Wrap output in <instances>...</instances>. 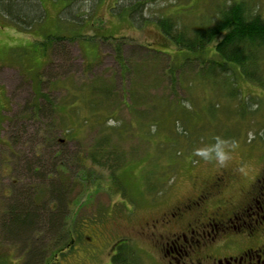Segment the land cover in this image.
<instances>
[{
	"label": "rangeland",
	"instance_id": "rangeland-1",
	"mask_svg": "<svg viewBox=\"0 0 264 264\" xmlns=\"http://www.w3.org/2000/svg\"><path fill=\"white\" fill-rule=\"evenodd\" d=\"M232 1L241 0H147V20L140 27L113 12L116 0L72 4L78 19L74 29L70 9L66 19L59 17L62 0H42V25L28 32L0 16V214L4 203L13 201V195L2 198L4 188L35 187L36 180L26 172L31 159L37 165L46 157L40 164L72 179L65 221L69 229L82 233L84 242L64 254L58 252L61 248L55 250L50 264H109L113 245L121 239L130 245L135 264H226L218 261L264 242V225L246 227V219L253 216L247 213L257 212L256 200L264 199V140L259 136L264 127V52L252 80L237 79L232 71L217 81L198 78L200 66L191 62L170 81L168 65L180 56L154 23L158 16H171L192 31L215 20L220 6ZM243 1L251 14L264 18V0ZM64 31L83 33L81 43L67 40L62 54L49 47L44 55L38 41L46 33ZM108 36L116 39L106 41ZM147 49L174 56L156 57ZM233 83L235 96L228 94ZM104 85L112 89L108 96ZM89 86L100 101L97 110L87 102ZM39 104L43 111L33 115L32 106ZM61 104L67 107L64 113L59 112ZM44 144L55 151L56 166L55 154L45 152ZM102 145L122 160L117 184L111 170L90 159L91 151ZM64 159L70 165L63 171ZM216 180L221 184L211 188ZM207 190L214 191L202 198L200 207L168 224L159 223L162 213ZM242 212L245 223L234 218ZM228 216L232 226L207 233L209 220ZM188 225L193 226V247L185 255L157 242L181 232L189 239ZM10 239L0 233V253L12 249L10 256L17 258L22 248ZM18 260L7 264H22Z\"/></svg>",
	"mask_w": 264,
	"mask_h": 264
},
{
	"label": "trees",
	"instance_id": "trees-1",
	"mask_svg": "<svg viewBox=\"0 0 264 264\" xmlns=\"http://www.w3.org/2000/svg\"><path fill=\"white\" fill-rule=\"evenodd\" d=\"M62 1L65 5L61 7L59 17L65 18L68 9H70L69 18L72 21L71 28L74 29V24L78 19H76L77 14H74L71 6L82 0ZM146 3L147 0H116L113 12L121 16L126 15L134 25L140 27L147 20L143 13V7ZM220 7L215 20H210L209 23L202 22L192 31L188 30L186 28L187 25L181 23L180 19L178 21L171 16H158L154 19V23L162 35L173 43L177 49L178 56H180V59H174L168 65L169 71L167 74L170 81L178 77L180 68L185 66L186 63L191 62L200 66L198 78L201 76L210 77L214 79L213 81H217L219 78L223 79L222 76L228 75L230 71L237 74L235 77L237 79L239 76H244L250 78V80H252L253 74L257 73V63L261 61V55L264 52V18L259 13L251 14L249 6L243 0L225 3ZM45 12L42 0H0V16L7 19L8 23L23 32L32 30L34 26L42 25ZM79 26L84 27L81 23ZM71 32L73 33V31H70L66 34L64 31L62 34H44L42 39L38 41L43 45L44 55H46L49 47L52 50L57 48L62 54L65 50V45L63 46L62 43H66L65 41L67 40H78L81 43L83 33L69 35ZM105 39L107 41L111 39L115 40L116 38L108 36ZM120 40L114 43L116 51L120 50ZM55 42L59 44L56 46ZM141 46L145 48V46ZM147 50L151 51L156 57H158V54H168L171 60L174 56L171 53L160 50ZM37 81V85L40 86V80L37 79ZM104 87L103 94L106 96L111 94L112 89L110 87L108 89L107 85H104ZM93 88L89 86L87 89L89 90L88 95L91 94L87 102H89L90 109L97 110L100 101L98 102L93 98ZM236 89H238L237 84L233 83L230 89L232 92L228 94L235 96L238 94ZM99 91L100 89H98ZM40 96L46 100V105L51 104L45 95L40 94ZM31 109L33 110V115L36 116L38 113L40 114L41 110L43 111V107L40 104L36 108L35 105L32 106ZM58 109L59 112L62 111L63 113L67 111V107L65 110V105L62 104L58 106ZM212 110L214 111L213 108ZM87 117L89 118L88 115ZM69 118L72 119L74 117L71 115ZM69 118L67 122L70 120ZM88 118H85L83 122L87 123ZM67 122L65 121V124ZM69 127V131H71V126L69 125ZM259 136L264 140V127ZM63 146L62 144L60 148L62 149ZM43 149L45 152L55 154V151L50 149L49 145L46 146L44 144ZM112 154L113 151H109L108 147L102 145L91 151L90 159L95 164L106 166L111 170L110 175L115 180V184H117L119 178L116 171L122 160L119 156L112 157ZM56 158L55 154L52 159L54 166L59 163ZM44 160H46V157L43 161H37L36 159L38 162L36 165L33 163L34 159H31L29 164L26 165L27 174L36 180L32 182L35 184L34 188L30 186L25 191H15L14 188L6 187L2 191L3 199L9 198V195H13V201L10 205L4 203V209L0 214V233L11 237L10 240L20 244L22 249L20 254L16 256L17 258H14L12 255L10 256L12 249L4 248L6 251L5 253H0V263L1 260H6L7 264V260L12 263L24 258L22 262L21 260L18 261L22 264H28V262L31 264H47L50 262L48 258L51 256V253L59 249L71 234L74 235V231L76 235L78 234L77 228L74 229L73 227L69 229L67 226L68 221H65L68 200L70 199H68V196L71 192L70 185L73 184L71 183L72 179L69 180V178H66L61 173L57 175V172L53 173L52 170L46 169L43 166L45 165L44 163L43 165L40 164L41 162H46ZM68 161L66 159L60 161L62 162V168L70 165ZM77 161L80 164L82 163L81 159H77ZM64 169L62 170L64 171ZM54 180L55 182H53ZM33 235L34 245L31 243L33 242ZM49 242L51 243L48 244ZM131 255L129 247L121 242L118 245L117 255L115 256L116 261L120 264H135L130 259Z\"/></svg>",
	"mask_w": 264,
	"mask_h": 264
},
{
	"label": "flooded vegetation",
	"instance_id": "flooded-vegetation-1",
	"mask_svg": "<svg viewBox=\"0 0 264 264\" xmlns=\"http://www.w3.org/2000/svg\"><path fill=\"white\" fill-rule=\"evenodd\" d=\"M221 182H219L218 180H216L215 182L211 183V188H215L218 185H220ZM214 191V190H213ZM213 191L207 190L203 193H199V196L197 197V199L193 200L190 199L188 200L186 203L183 204H179L177 206H174L170 211L168 212H164L161 214V219L159 220V223H164V224H168L170 222H173L177 219H180L187 211H193V208H198V206L200 207V205L202 204V198H206L207 195L209 193H212ZM201 201V202H200ZM257 204H259L258 206H256V208L258 209V211L256 212H251V213H247V215H253L250 218L246 219L247 223H246V227H250L253 229H258L259 227H261L262 225H264V199L263 201H259L256 200ZM193 205H195L193 207ZM245 213H241V216L237 217L236 215L234 216V218L238 219L240 218L241 221H243L245 223V219L243 217ZM233 220L228 216L223 220L220 221H214V219H211L207 222V224H205L206 227H209L210 230L207 231V233L210 234V232H216L218 229H220V227L223 226H232ZM155 226V224H152ZM191 226V225H188ZM241 226V223H240ZM153 226L150 227V230L152 229ZM233 227L236 228V225L233 224ZM244 227V226H243ZM258 231V230H257ZM176 233V232H175ZM191 235H189V239L187 238V234L184 232H181L180 234H174L173 238H171L169 241H165L162 240L160 241V239L157 238V242L162 246L165 247L166 245H168L171 249H173L175 251V249H179L181 251L182 255H185V253L188 251V248H192L193 247V226H191V230H190ZM160 236V234H158ZM161 237V236H160ZM183 237V238H182ZM77 238V239H76ZM184 239V243L182 244ZM187 239V240H186ZM125 239H121L118 240L117 242L114 243L112 251L110 253L109 256V264H120L116 261L115 256L117 255V250H118V245L121 244V242L123 244H125L124 242ZM84 242V240L82 239V233L81 234H77V235H70L68 237V240H66L63 245L60 247L61 249H59L58 252H61L64 254V251H67L68 249L72 248L71 250H75V244H82ZM130 249V252L132 254V250L130 248V245H127ZM176 254H180L178 253V251L175 252ZM180 254V255H181ZM245 256L247 259H245ZM218 262H222L226 264H234L233 262H235V264H264V242H262L261 244H259L258 248H250L247 249L246 251L242 252L240 255L238 256H228V257H224L223 259L219 260ZM50 264V262H49Z\"/></svg>",
	"mask_w": 264,
	"mask_h": 264
}]
</instances>
